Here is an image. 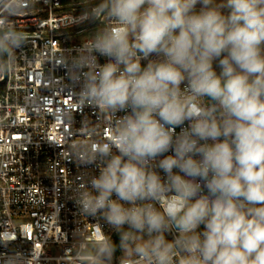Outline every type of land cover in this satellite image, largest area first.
Listing matches in <instances>:
<instances>
[{
  "label": "clouds",
  "instance_id": "clouds-1",
  "mask_svg": "<svg viewBox=\"0 0 264 264\" xmlns=\"http://www.w3.org/2000/svg\"><path fill=\"white\" fill-rule=\"evenodd\" d=\"M24 3L0 0V73L28 39L11 19ZM80 7L78 24L104 23L67 52L66 77L122 113L75 194L119 237L102 235L92 264L117 250L120 264H264V0Z\"/></svg>",
  "mask_w": 264,
  "mask_h": 264
},
{
  "label": "built area",
  "instance_id": "built-area-1",
  "mask_svg": "<svg viewBox=\"0 0 264 264\" xmlns=\"http://www.w3.org/2000/svg\"><path fill=\"white\" fill-rule=\"evenodd\" d=\"M80 2L25 0L11 17L28 39L0 73V264H91L90 244L119 240L75 195L97 174L87 165L122 115L79 101L66 77L67 52L99 24H78Z\"/></svg>",
  "mask_w": 264,
  "mask_h": 264
},
{
  "label": "rangeland",
  "instance_id": "rangeland-1",
  "mask_svg": "<svg viewBox=\"0 0 264 264\" xmlns=\"http://www.w3.org/2000/svg\"><path fill=\"white\" fill-rule=\"evenodd\" d=\"M102 24H95V26L93 28H91L90 30L84 32V34H82L80 36V38H83V37H91V35L95 32V30L98 28V27H101ZM216 65H214L215 67ZM217 71H219V68L217 67ZM116 240L119 239L118 235L116 234ZM95 246H96V243H92L88 246V252L91 253V254H94L95 253ZM120 258H121V252L118 250L117 253L114 255V258H113V261L112 263H115V262H118L120 261ZM92 264V263H91Z\"/></svg>",
  "mask_w": 264,
  "mask_h": 264
},
{
  "label": "water",
  "instance_id": "water-1",
  "mask_svg": "<svg viewBox=\"0 0 264 264\" xmlns=\"http://www.w3.org/2000/svg\"><path fill=\"white\" fill-rule=\"evenodd\" d=\"M117 244L119 243V240L116 242ZM118 251V250H117ZM116 254V253H115Z\"/></svg>",
  "mask_w": 264,
  "mask_h": 264
}]
</instances>
